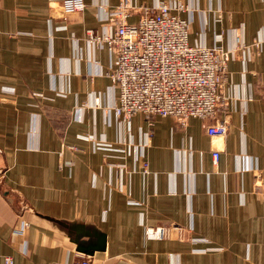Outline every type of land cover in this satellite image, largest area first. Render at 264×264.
<instances>
[{
	"label": "crops",
	"instance_id": "0c3cea01",
	"mask_svg": "<svg viewBox=\"0 0 264 264\" xmlns=\"http://www.w3.org/2000/svg\"><path fill=\"white\" fill-rule=\"evenodd\" d=\"M83 1L0 0V264H264V0H164L186 5L192 45L261 40L228 61L224 136L119 118L114 57L87 39L119 0ZM40 213L96 224L106 251Z\"/></svg>",
	"mask_w": 264,
	"mask_h": 264
},
{
	"label": "built area",
	"instance_id": "2783aa9c",
	"mask_svg": "<svg viewBox=\"0 0 264 264\" xmlns=\"http://www.w3.org/2000/svg\"><path fill=\"white\" fill-rule=\"evenodd\" d=\"M61 1L67 12L82 11L86 6L83 0ZM186 9L181 2L158 0L148 7L134 0H119L106 23L112 29L91 28L87 39L106 47L114 57L109 74L119 92L115 105L119 118L130 121L138 113L146 118L172 117L183 127L191 118H199L207 134L224 136L228 122L220 114L227 107L224 88L228 61L236 52L260 48V43L247 45L239 36L233 50L218 44L192 45L190 20L181 16ZM132 16L138 18L131 21ZM213 156L217 161L218 152ZM142 166L148 173V162ZM4 262L14 264L11 256H6Z\"/></svg>",
	"mask_w": 264,
	"mask_h": 264
},
{
	"label": "water",
	"instance_id": "95a60500",
	"mask_svg": "<svg viewBox=\"0 0 264 264\" xmlns=\"http://www.w3.org/2000/svg\"><path fill=\"white\" fill-rule=\"evenodd\" d=\"M50 221L58 230L67 234L76 244L78 251L93 255L96 251H106L107 234L96 224L88 223L83 219H65L39 214Z\"/></svg>",
	"mask_w": 264,
	"mask_h": 264
},
{
	"label": "rangeland",
	"instance_id": "374dc122",
	"mask_svg": "<svg viewBox=\"0 0 264 264\" xmlns=\"http://www.w3.org/2000/svg\"><path fill=\"white\" fill-rule=\"evenodd\" d=\"M189 27H190V26H189ZM239 36H240V35H239ZM239 36H238V37H239ZM256 41H258L259 43H261V40H260V39H257V40H255L254 42H256ZM254 42H253V43H254ZM253 43H252V44H253ZM250 45H251V44H250ZM255 46H256V45H255ZM256 47H257V46H256ZM257 48H259V47H257ZM244 52H246V49H245L244 51H242L241 53H239V54L236 52V56L238 55V56L241 57V56L244 54Z\"/></svg>",
	"mask_w": 264,
	"mask_h": 264
}]
</instances>
